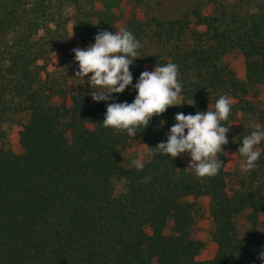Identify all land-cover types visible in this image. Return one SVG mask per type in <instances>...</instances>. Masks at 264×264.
I'll list each match as a JSON object with an SVG mask.
<instances>
[{"label": "trees", "instance_id": "obj_1", "mask_svg": "<svg viewBox=\"0 0 264 264\" xmlns=\"http://www.w3.org/2000/svg\"><path fill=\"white\" fill-rule=\"evenodd\" d=\"M124 1L145 9L125 26L142 43L130 65L133 84L147 65L175 63L185 102L153 116L134 138L101 125L105 102L74 76L71 49L93 42L98 29L118 30L113 4L0 0V264H261L264 141L257 167L240 172L234 186L228 155L215 176L198 177L186 155L153 147L166 139L176 112L212 110L227 94L223 147L241 159L236 151L254 130L250 123L264 126V101L250 94L251 86H264V0H190L170 14L161 0ZM236 53L243 79L226 62ZM134 96L129 85L116 100ZM136 140L147 145L142 170L124 159ZM204 200L217 249L200 260L205 244L194 234Z\"/></svg>", "mask_w": 264, "mask_h": 264}, {"label": "clouds", "instance_id": "obj_2", "mask_svg": "<svg viewBox=\"0 0 264 264\" xmlns=\"http://www.w3.org/2000/svg\"><path fill=\"white\" fill-rule=\"evenodd\" d=\"M141 47L142 43L134 33L121 27L114 32L98 29L93 42L71 49L73 60L77 62L74 76L94 86L88 87L94 101L105 102L101 125L125 132L133 138L140 132L138 129L148 127L153 116H160L167 108L185 103L180 100L182 84L178 80V66L175 63H156L152 70L141 71L133 84L130 65L140 58ZM129 85L135 90L131 102H117L116 96ZM110 100L112 102L109 103ZM187 104L194 106L193 99ZM231 106V97L222 94L215 100L212 110H208L207 105L204 111L188 114L176 112L173 117L175 122L169 126L166 139L153 148L170 157L186 155L189 158L187 168H191L198 177L215 176L225 163L221 157L230 155L223 147L229 143L226 133L230 125L226 126L222 121L228 119ZM164 123L161 119L156 127H162ZM261 141H264V126L256 124L254 130L238 143L236 152L241 157L242 173L257 167ZM218 153L221 154L219 158ZM130 163L137 170L144 168L141 158H133ZM143 179L147 182L150 177ZM258 258L264 264V247L258 253Z\"/></svg>", "mask_w": 264, "mask_h": 264}, {"label": "rangeland", "instance_id": "obj_3", "mask_svg": "<svg viewBox=\"0 0 264 264\" xmlns=\"http://www.w3.org/2000/svg\"><path fill=\"white\" fill-rule=\"evenodd\" d=\"M163 7V11L167 14H170L177 7L182 6L183 4L189 2L190 0H161ZM110 3L113 4V9L116 12V25L118 30L121 27H125L126 24L132 19L142 18L145 12V9L132 8L125 4L124 0H109ZM226 62H228L236 71L239 78L243 79L245 75V67H244V58L241 54H232L226 57ZM152 65H147L146 70H152ZM250 94L253 97L262 99L264 101V86H251ZM257 100V99H256ZM258 101V100H257ZM244 119V118H243ZM250 124L256 125V123L251 122ZM9 138L11 142V146L16 153L21 152V147L16 141L15 132L13 128L8 129ZM147 153V145L139 140L131 142L124 151V159L131 160L133 158H143ZM228 155V166L229 171L232 173V178L230 181V185L234 186L235 180L240 175V162L241 159L236 155L235 152H229ZM232 154V155H231ZM207 201H202L203 209L197 219L196 228H195V238L204 242L205 247L202 253L198 256V259L205 260L213 257L216 252V245L210 241L209 232L212 230L213 226L208 217L207 209L205 208V203ZM239 223L241 228H247L249 226V222L247 221V214L243 215L239 219ZM258 226L260 229L264 230V211L260 212L258 219Z\"/></svg>", "mask_w": 264, "mask_h": 264}]
</instances>
